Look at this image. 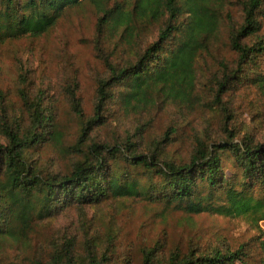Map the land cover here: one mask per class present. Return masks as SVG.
<instances>
[{
    "label": "trees",
    "instance_id": "16d2710c",
    "mask_svg": "<svg viewBox=\"0 0 264 264\" xmlns=\"http://www.w3.org/2000/svg\"><path fill=\"white\" fill-rule=\"evenodd\" d=\"M83 1L0 0V42L39 37L49 32L68 9ZM91 1L101 14L98 38L121 30V40L131 46L141 30L161 24L157 40L139 51L131 48L135 60L118 64L105 56L98 41L107 76L98 82L94 116L85 124L75 146L82 158L66 173L45 171L35 157L42 147L61 144L62 134L43 97L31 98L21 87L26 83L21 75L20 111L8 115L0 110V241H28L37 222L118 198H148L180 207L188 214L243 217L255 225L264 221V196L254 194L257 186H264V143H253L250 138L234 143L232 135L231 141L211 147L200 142L190 161L182 164L162 158L159 152L162 143L175 134L172 128L146 154L138 152L131 138L115 146L86 143L94 125L103 123V113L110 104L124 111L138 110L154 88L158 93L166 92L169 102L181 94L192 95L196 61L210 49L223 20L231 26L229 45L237 54L236 66L225 65L222 77L215 81V103L226 110L223 96L251 82L252 68L264 53L260 41L251 43L262 28L264 0H115L112 7L110 0ZM230 6L242 12L238 26ZM186 80L188 86L180 89ZM71 100L82 115L81 101L74 91ZM225 152L231 154L241 180L233 181L235 173L231 178L226 175L221 155ZM118 160L152 173L157 182L148 189L141 188L120 171ZM204 189L208 190L206 196L202 195ZM247 252L243 246L209 252L192 248L156 258L155 251L148 250L142 264H246ZM108 260L101 244L86 235L81 244L74 237H64L47 258L33 256L30 264H108Z\"/></svg>",
    "mask_w": 264,
    "mask_h": 264
},
{
    "label": "rangeland",
    "instance_id": "374dc122",
    "mask_svg": "<svg viewBox=\"0 0 264 264\" xmlns=\"http://www.w3.org/2000/svg\"><path fill=\"white\" fill-rule=\"evenodd\" d=\"M114 1L110 0L109 7ZM230 7L233 22L238 26L242 12L239 7ZM100 15L96 5L86 0L68 9L49 32L39 37L0 42V110H6L8 115L20 111L23 75L26 83L21 87L31 98L43 97L49 115L55 116L62 134L61 144H48L35 156L45 171L66 173L82 158L75 146L85 124L94 116L98 82L107 76L97 50L98 41L111 62L126 63L135 60L130 49L139 51L157 40L161 27L154 24L141 30L136 42L128 46L121 40V30L98 38ZM230 28L228 21L223 20L210 49L198 57L192 95L181 94L169 102L166 92L158 93L154 88L148 91L138 110L124 111L117 104H110L103 113V123L94 125L86 143L115 146L131 138L138 152L146 154L172 128L175 134L162 143L159 152L162 158L177 164L188 163L200 142L211 147L231 141L232 135L234 143L250 138L253 143L263 144L264 53L252 68L251 82L223 96L226 110L215 103V81L222 77L225 65L236 66L237 54L229 45ZM257 41L264 46V20L260 32L251 39V43ZM187 81L180 89L188 86ZM73 91L81 101L82 115L74 109ZM221 155L226 175L231 178L235 173L233 181L241 180V172L231 154ZM116 163L141 188L148 189L151 183L157 182L144 169L131 167L122 160ZM207 194L208 190L204 189L202 195ZM254 194L264 196V186H257ZM86 235L101 244L108 264H142L148 250H154L156 258H168L176 250L186 253L193 248L209 252L236 250L241 246L248 251L246 264H264V221L255 225L243 217L188 214L180 207L140 197L74 208L37 222L28 241H0V264H30L33 256L47 258L64 237H74L81 244Z\"/></svg>",
    "mask_w": 264,
    "mask_h": 264
}]
</instances>
